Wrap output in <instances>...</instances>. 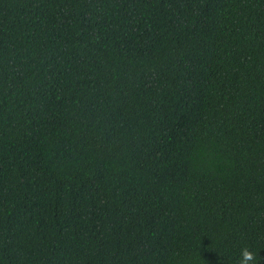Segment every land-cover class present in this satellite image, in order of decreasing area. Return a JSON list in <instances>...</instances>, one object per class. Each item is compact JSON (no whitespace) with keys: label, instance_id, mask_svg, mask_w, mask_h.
Masks as SVG:
<instances>
[{"label":"trees","instance_id":"1","mask_svg":"<svg viewBox=\"0 0 264 264\" xmlns=\"http://www.w3.org/2000/svg\"><path fill=\"white\" fill-rule=\"evenodd\" d=\"M264 264V0H0V264Z\"/></svg>","mask_w":264,"mask_h":264},{"label":"clouds","instance_id":"2","mask_svg":"<svg viewBox=\"0 0 264 264\" xmlns=\"http://www.w3.org/2000/svg\"><path fill=\"white\" fill-rule=\"evenodd\" d=\"M261 257L252 248L245 246L240 251V258L238 264H260ZM221 264H223V257H221Z\"/></svg>","mask_w":264,"mask_h":264}]
</instances>
